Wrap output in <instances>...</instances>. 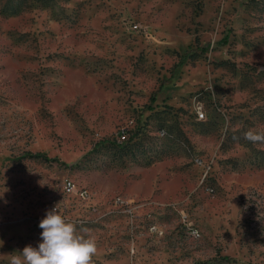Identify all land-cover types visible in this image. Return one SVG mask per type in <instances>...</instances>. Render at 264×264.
I'll list each match as a JSON object with an SVG mask.
<instances>
[{
	"label": "rangeland",
	"instance_id": "1",
	"mask_svg": "<svg viewBox=\"0 0 264 264\" xmlns=\"http://www.w3.org/2000/svg\"><path fill=\"white\" fill-rule=\"evenodd\" d=\"M249 129L264 131V0H0V264L56 205L91 230L93 264H264Z\"/></svg>",
	"mask_w": 264,
	"mask_h": 264
},
{
	"label": "clouds",
	"instance_id": "2",
	"mask_svg": "<svg viewBox=\"0 0 264 264\" xmlns=\"http://www.w3.org/2000/svg\"><path fill=\"white\" fill-rule=\"evenodd\" d=\"M244 139L264 145V131L249 129L244 133ZM39 227L42 232L38 245L29 244L21 251L9 254V264H93V256L98 250L96 238L90 229H78L69 222L60 214L57 205L46 210Z\"/></svg>",
	"mask_w": 264,
	"mask_h": 264
},
{
	"label": "built area",
	"instance_id": "3",
	"mask_svg": "<svg viewBox=\"0 0 264 264\" xmlns=\"http://www.w3.org/2000/svg\"><path fill=\"white\" fill-rule=\"evenodd\" d=\"M196 113H197L198 119L203 118L204 113L201 111L200 107H198L196 109ZM61 185H62L63 192L66 194L73 195V196H75L79 199H82L84 201L89 200L91 198V193L86 187L77 185L70 178H67V177L64 178ZM114 201H115V203L126 204V206H128L127 204H129V201H125L121 197H116ZM128 208L132 209V207H129V206H128ZM177 212L179 215L180 222L183 226V229H185V231L190 236L198 237L199 236V230L189 221L187 213L183 209H179ZM148 231L151 234H154L158 237H161L164 233L163 228L159 224H157L153 221L148 223ZM129 250H130L131 254H133L135 252L134 245H132Z\"/></svg>",
	"mask_w": 264,
	"mask_h": 264
},
{
	"label": "trees",
	"instance_id": "4",
	"mask_svg": "<svg viewBox=\"0 0 264 264\" xmlns=\"http://www.w3.org/2000/svg\"><path fill=\"white\" fill-rule=\"evenodd\" d=\"M37 156H41L42 158L44 159H48L50 157H48L45 153H42V152H39V153H36Z\"/></svg>",
	"mask_w": 264,
	"mask_h": 264
}]
</instances>
